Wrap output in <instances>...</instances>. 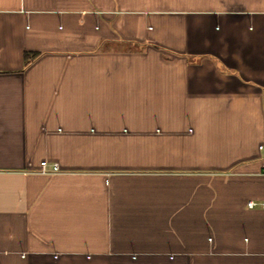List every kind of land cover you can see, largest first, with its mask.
<instances>
[{"label": "crops", "instance_id": "obj_1", "mask_svg": "<svg viewBox=\"0 0 264 264\" xmlns=\"http://www.w3.org/2000/svg\"><path fill=\"white\" fill-rule=\"evenodd\" d=\"M263 162L264 0H0V264H264Z\"/></svg>", "mask_w": 264, "mask_h": 264}, {"label": "built area", "instance_id": "obj_2", "mask_svg": "<svg viewBox=\"0 0 264 264\" xmlns=\"http://www.w3.org/2000/svg\"><path fill=\"white\" fill-rule=\"evenodd\" d=\"M262 172L264 174V162L261 164ZM59 171V166L57 163H52L49 165L46 161H42L39 164V173L41 174H53ZM253 202H249L248 206H253ZM264 207V204H263Z\"/></svg>", "mask_w": 264, "mask_h": 264}, {"label": "trees", "instance_id": "obj_3", "mask_svg": "<svg viewBox=\"0 0 264 264\" xmlns=\"http://www.w3.org/2000/svg\"><path fill=\"white\" fill-rule=\"evenodd\" d=\"M37 54L35 53H29V52H25L23 54V61L24 64L27 65Z\"/></svg>", "mask_w": 264, "mask_h": 264}]
</instances>
